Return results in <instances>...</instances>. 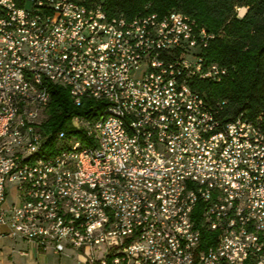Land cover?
<instances>
[{
  "label": "built area",
  "instance_id": "obj_1",
  "mask_svg": "<svg viewBox=\"0 0 264 264\" xmlns=\"http://www.w3.org/2000/svg\"><path fill=\"white\" fill-rule=\"evenodd\" d=\"M242 17L244 7H236ZM212 34L180 11L159 15L141 12L110 16L100 2L83 0H0V108L1 132L15 133L18 143L0 147V225L15 246L19 241L35 250L61 253L73 249L82 264H264V121L223 114L226 100L211 101L192 84L219 81L225 67L204 56ZM37 60L65 63V71L51 74L37 68ZM69 62L77 70H69ZM52 76L78 77L75 91L103 90L105 109L123 115L104 132L110 136L111 155L84 137L90 156L72 161L60 155L68 136L60 131L52 142L38 112L24 111L23 123L7 127V107L15 88L29 87L43 95L41 82ZM55 85H57L55 83ZM114 89L129 94L130 108L113 99ZM98 117V116H97ZM81 115L70 118L79 129ZM96 124V120H88ZM150 142L151 151H143ZM71 145V143H69ZM48 152V159L28 164L27 153ZM104 155V162H96ZM196 168V177L219 183L218 200L204 204V195L192 178L187 209L174 206L183 169ZM111 172L135 173L159 192L166 219L155 220L153 203L129 190L110 188L88 196L74 191L77 179L106 177ZM32 176H41L35 190ZM170 195V203H162ZM230 201V209H223ZM200 205L201 230L192 215ZM139 207L149 209L140 216ZM242 217L237 236L227 230V213ZM79 224V231H72ZM262 232V239L240 241V234ZM203 231L207 235L203 237ZM146 235L147 244H139ZM167 240L168 248H160ZM183 245L191 254H183ZM20 253H25L19 249Z\"/></svg>",
  "mask_w": 264,
  "mask_h": 264
},
{
  "label": "trees",
  "instance_id": "obj_2",
  "mask_svg": "<svg viewBox=\"0 0 264 264\" xmlns=\"http://www.w3.org/2000/svg\"><path fill=\"white\" fill-rule=\"evenodd\" d=\"M100 2L110 16L123 14L132 17L143 12L165 14L177 10L193 17L212 34L204 56L208 62L225 67L227 73L219 81L196 80L192 84L211 101L226 100L223 114L228 118L242 115L264 121V0H83L89 5ZM246 6L242 17L236 15V7ZM49 105L46 106L44 132L52 142L60 131L73 133L71 140L87 137L85 130L70 126V118L81 115L90 119L100 115L101 100L85 97L75 104L67 88L48 84ZM85 139V138H84ZM68 143H61L60 150ZM86 145V142H82ZM38 155H48L39 150ZM198 204L192 215L198 223ZM203 237L207 232L203 231Z\"/></svg>",
  "mask_w": 264,
  "mask_h": 264
},
{
  "label": "bare ground",
  "instance_id": "obj_3",
  "mask_svg": "<svg viewBox=\"0 0 264 264\" xmlns=\"http://www.w3.org/2000/svg\"><path fill=\"white\" fill-rule=\"evenodd\" d=\"M47 72L51 74H60L65 71V63L48 62V60H37V68H46ZM69 70H77L76 62H69ZM60 85L68 89L71 99L75 104L85 98H94L98 100L103 99V90L90 89L84 95L82 92H77L74 86H79L78 77L52 76V79H45L41 82V89L43 95L35 94L29 87L15 88V95H9L7 100V107L12 115L7 117V127H15L17 124L23 123L24 111H41L45 109V102L49 101L50 94L48 91V84ZM113 99L121 101L123 108H130L129 94H124L121 89H114ZM0 108H5V101H1L0 93ZM45 111L38 112V119L44 120ZM89 119L81 118L79 126L85 130L88 138H94L95 147H99L104 155H111L110 136L106 135L104 128L111 121L123 122V115L116 112V110L105 109L96 118V124H90ZM10 143H18V136L15 133L1 132L0 128V147H6ZM71 143V145H69ZM68 143L67 147L60 150V155H67L72 153V161H79L83 156H90V148H86L81 140L74 139ZM40 149L31 150L27 153L28 164H36L39 160L48 159V155H38ZM143 151H151L150 142H143ZM104 155H96V162H104ZM184 178H178V188L176 189V196L174 199V206L180 209H187V202L190 199V188L186 183L185 178H192V186H198V191L202 192L204 197V204H212L218 200V193L220 192L219 183L206 182L205 176L196 177L195 167H186L183 169ZM32 183L35 190H42L41 176H32ZM116 188V190H129L136 196H145L147 201L153 203L152 214L155 220L166 219V211H163L160 206L159 192L155 188L148 185V179H140L135 173L111 172L108 176L97 178L94 181L89 179H77V184H74V191H82L88 196L100 195L104 190ZM162 203H170V195H162ZM223 209H230V201H223ZM140 216H149V209L146 207H139ZM199 228L201 230H208V223L206 220H199ZM238 228H242V217L236 212L227 213V230L230 236L238 235ZM72 231H79V224H72ZM262 239V232L257 230H250V233L240 234V241ZM139 244H147L146 235H139ZM264 245V235H263ZM160 248H168L167 240H159ZM183 254H191V246L183 245ZM261 256L264 262V248H261Z\"/></svg>",
  "mask_w": 264,
  "mask_h": 264
},
{
  "label": "rangeland",
  "instance_id": "obj_4",
  "mask_svg": "<svg viewBox=\"0 0 264 264\" xmlns=\"http://www.w3.org/2000/svg\"><path fill=\"white\" fill-rule=\"evenodd\" d=\"M241 7L246 10V6ZM19 249L25 253H20ZM80 261V255L73 249L61 253H54L50 249L38 251L22 241L14 246L11 240L0 239V264H82Z\"/></svg>",
  "mask_w": 264,
  "mask_h": 264
},
{
  "label": "crops",
  "instance_id": "obj_5",
  "mask_svg": "<svg viewBox=\"0 0 264 264\" xmlns=\"http://www.w3.org/2000/svg\"><path fill=\"white\" fill-rule=\"evenodd\" d=\"M4 229H5V227L0 225V232H2ZM5 238H7V237H0L1 240H2V239H5ZM7 239H8V238H7ZM29 246H31V245L28 244V247H29Z\"/></svg>",
  "mask_w": 264,
  "mask_h": 264
}]
</instances>
